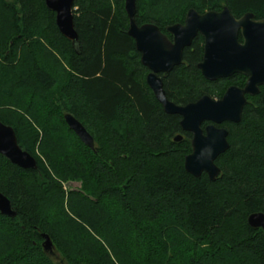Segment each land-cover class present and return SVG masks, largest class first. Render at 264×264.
Instances as JSON below:
<instances>
[{"label": "trees", "instance_id": "obj_1", "mask_svg": "<svg viewBox=\"0 0 264 264\" xmlns=\"http://www.w3.org/2000/svg\"><path fill=\"white\" fill-rule=\"evenodd\" d=\"M223 7L236 19H264V0H136L134 21L170 38L166 28L188 10ZM73 9L76 47L44 0H0V122L37 165L23 170L0 156V193L16 213L0 215V264H264L262 232L246 223L264 215V86L238 123L219 126L228 149L215 161L218 177L194 178L183 166L191 134L147 87L124 1L74 0ZM202 44L197 36L160 75L169 102L217 100L244 86L241 75L206 81L196 67ZM42 235L55 256L43 252Z\"/></svg>", "mask_w": 264, "mask_h": 264}, {"label": "water", "instance_id": "obj_2", "mask_svg": "<svg viewBox=\"0 0 264 264\" xmlns=\"http://www.w3.org/2000/svg\"><path fill=\"white\" fill-rule=\"evenodd\" d=\"M123 1L128 18L127 34L133 39L140 62L148 71L145 78L147 87L163 112L178 116L181 131L191 134V153L184 159V170L194 178L205 174L210 181H214L220 173L215 161L228 149L227 131L219 126L226 122L238 123L247 103L246 98L258 95L259 89L264 86V19L255 20L251 14L236 19L226 7L203 14L190 9L183 24L166 28L171 37L169 40L152 24L137 26L134 21L136 0ZM73 2L44 0V5L54 13L59 34L76 47ZM197 36L203 40L202 58L197 69L206 81L215 82L234 75H241L246 81L242 88L228 87L220 99L203 96L194 103L178 106L165 98L159 75L168 74L181 64L183 50ZM64 122L84 146L94 150L92 137L73 116L65 114ZM203 124L206 125L203 127ZM180 140L181 136L174 138L175 142ZM0 156L23 170H35L37 166L35 159L18 146L13 129L1 122ZM0 215L10 219L16 216L10 201L1 193ZM246 223L252 229H259L264 237L263 214L249 215ZM42 238L43 252L55 256L49 237L42 235Z\"/></svg>", "mask_w": 264, "mask_h": 264}, {"label": "rangeland", "instance_id": "obj_3", "mask_svg": "<svg viewBox=\"0 0 264 264\" xmlns=\"http://www.w3.org/2000/svg\"><path fill=\"white\" fill-rule=\"evenodd\" d=\"M7 1H11V0H7ZM25 94H26V93H24V92L22 93V92H21V94H18L17 96L14 97V101H18L19 98H20L21 100L24 99L25 96H26ZM18 97H19V98H18ZM16 99H17V100H16ZM11 109H12V107L9 108V110H11ZM36 154H37V153H36ZM37 156H38L41 160H43L42 157H41L40 155L37 154ZM71 187L75 189V188L78 187V185H77V184H73Z\"/></svg>", "mask_w": 264, "mask_h": 264}, {"label": "flooded vegetation", "instance_id": "obj_4", "mask_svg": "<svg viewBox=\"0 0 264 264\" xmlns=\"http://www.w3.org/2000/svg\"><path fill=\"white\" fill-rule=\"evenodd\" d=\"M208 12V11H207ZM214 12H217V11H214ZM205 13V12H204ZM199 14V13H198ZM203 14V13H202ZM183 24V23H182ZM176 25V24H175ZM181 25V24H180ZM167 33V32H166ZM168 34V33H167ZM164 35V34H163ZM166 37V36H165ZM167 39H169V40H171L170 38H168V37H166ZM203 41V40H202ZM202 46H203V44H202ZM190 47V46H189ZM186 49V48H185ZM182 54H183V52H182ZM202 58V57H201ZM201 61V60H200ZM181 63H182V61H181ZM178 67V66H177ZM196 67H197V65H196ZM171 72V71H170ZM164 75V74H163ZM166 75V74H165ZM159 77H160V75H159ZM161 79V78H160ZM162 82V81H161ZM194 103V102H193Z\"/></svg>", "mask_w": 264, "mask_h": 264}]
</instances>
